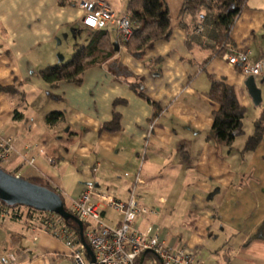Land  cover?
<instances>
[{
	"label": "crops",
	"instance_id": "crops-1",
	"mask_svg": "<svg viewBox=\"0 0 264 264\" xmlns=\"http://www.w3.org/2000/svg\"><path fill=\"white\" fill-rule=\"evenodd\" d=\"M83 1L99 0H0V85L25 93L22 100L0 92V135L16 138L3 168L49 183L69 209L89 183L122 201L135 192L155 209L137 227H159L168 246L188 247L202 264H264V153L256 157L264 138L255 151H243L264 109V74L255 76L262 93L255 106L245 85L251 75L226 57L246 52L251 62H264V0L247 1L230 33L233 49L209 61L212 50L188 47L193 20L182 14L185 0H165L170 38L141 57L120 46L80 83L53 86L39 72L67 61L93 35L81 24ZM103 1L123 14L130 0ZM219 80L246 109L244 134L231 148L212 133L219 105L207 93ZM15 110L23 119H14ZM53 111L64 119L49 125ZM114 113L119 130H102ZM28 147L33 165L22 156ZM102 208L109 225L120 223L121 213ZM26 221L0 217V264L10 254V264H72L63 241Z\"/></svg>",
	"mask_w": 264,
	"mask_h": 264
},
{
	"label": "trees",
	"instance_id": "trees-1",
	"mask_svg": "<svg viewBox=\"0 0 264 264\" xmlns=\"http://www.w3.org/2000/svg\"><path fill=\"white\" fill-rule=\"evenodd\" d=\"M247 1L248 0H185L182 14L191 16L193 20V29L187 41L188 47L191 48L193 45H197L201 48L212 50V55L207 61L215 55L223 56L232 50L233 43L230 38V33ZM128 11L131 12V22L134 26V32L130 39L123 40L115 28L108 27L95 30L90 42L78 48L69 61L65 64L47 67L41 70L39 75L53 86L62 81L78 84L82 81L83 73L86 69L113 58L118 52L116 49L117 47H124L134 56L141 57L145 50L152 47L157 41L170 38L172 34V24L169 8L165 0H130L128 3ZM201 14L204 15L203 19L200 18ZM200 24L204 27L202 32L197 31ZM237 66L242 69L241 65ZM133 87L140 94H143V90L140 86L133 84ZM0 92L17 95L22 100H25V93L13 86L4 87L0 85ZM207 95L213 102L219 105V109L214 112V123L212 127L213 137L220 145L231 148L235 140L244 134L243 125L246 109L240 105L234 87L228 85L223 80L212 81L211 88ZM115 103H124V101L118 100ZM14 119H23V114L15 110ZM62 119H64V114L60 111L50 112L46 116V121L49 125H54ZM263 122L264 109L262 110L260 119L255 123L254 132L248 137L245 143L244 152H253L261 144L264 138ZM119 128L120 115L114 113L113 119L103 125L102 130L116 131L119 130ZM26 179L43 184L57 191L64 199L62 193L49 183H44L37 178ZM2 205L10 208L13 213L19 217L22 216V213H20L22 212V208H26L28 212L25 214V218L28 220L36 219L38 221L34 213L54 216L55 218H59L64 225L76 231L79 235V225L73 218L65 220L54 213L39 211L23 205L9 206L4 203H2ZM68 210L73 213L71 209L68 208ZM73 214L75 218L79 219L75 213ZM31 221L32 220H30V222ZM42 221L45 222V220ZM83 225L85 229V222H83ZM256 237H259V233ZM138 264H141V257L138 260ZM142 264H144V262H142Z\"/></svg>",
	"mask_w": 264,
	"mask_h": 264
},
{
	"label": "built area",
	"instance_id": "built-area-1",
	"mask_svg": "<svg viewBox=\"0 0 264 264\" xmlns=\"http://www.w3.org/2000/svg\"><path fill=\"white\" fill-rule=\"evenodd\" d=\"M83 11L81 24L88 30L95 31L113 26L123 40H128L133 35L134 26L131 22V12L118 14L110 4L103 0L83 1L80 3ZM203 19L204 15L201 14ZM203 25H199L197 31L202 32ZM228 61L235 65H241L246 74L263 76L264 62H251L248 53L231 52L227 56ZM16 138L0 135V162L7 160L15 150ZM25 162L33 165L36 157L28 147L22 155ZM138 181H140L138 179ZM115 209L122 214L118 225L112 226L105 221L102 206ZM79 219L85 222L84 236L91 248L92 259L80 241L76 231L70 229L59 218L49 216L45 222L32 220L29 225L38 227L42 231H51L67 247V256L72 264H138L139 258L152 253L157 256L161 264H202L196 257L195 251L188 247H170L159 238V227L150 226L146 231L140 230L137 219L155 212L140 202L135 192H132L127 201L118 200L110 193L100 191L94 183L85 186L81 195L75 200L71 209ZM16 216L13 211L3 206L0 202V217H10L25 222V214ZM51 218V219H49ZM28 220V219H27ZM36 220V221H34ZM27 222V221H26ZM3 264L15 263L14 255L1 257ZM144 262V260H143ZM142 264V263H141Z\"/></svg>",
	"mask_w": 264,
	"mask_h": 264
},
{
	"label": "water",
	"instance_id": "water-1",
	"mask_svg": "<svg viewBox=\"0 0 264 264\" xmlns=\"http://www.w3.org/2000/svg\"><path fill=\"white\" fill-rule=\"evenodd\" d=\"M116 49L118 50L119 47ZM245 85L254 105H260L262 93L257 85L255 76H249L245 81ZM0 202L9 206L23 205L39 211L54 213L65 220L75 219L80 229V241L85 246L88 255L94 259L93 252L84 236L83 221L75 218L74 214L68 210L64 199L57 191L24 177L13 175L0 167ZM143 260L144 255L141 258V263Z\"/></svg>",
	"mask_w": 264,
	"mask_h": 264
},
{
	"label": "rangeland",
	"instance_id": "rangeland-1",
	"mask_svg": "<svg viewBox=\"0 0 264 264\" xmlns=\"http://www.w3.org/2000/svg\"><path fill=\"white\" fill-rule=\"evenodd\" d=\"M72 57H69V59H67V61H69ZM67 61H62V64H65ZM261 153H264V147H259L258 148L256 157H258V155L261 154ZM256 161H258L257 158H256ZM0 165H1L2 168L4 167V165L2 163H0ZM22 210H23L24 213L28 212V210L26 208H22ZM34 214H36V217L38 218V221L45 220L46 218L49 217L48 215H43V214H40V213H34ZM109 214L112 215V216H118L117 213H115L113 210L109 211ZM49 219H51V218H49ZM158 261H159V259L157 258V256L153 255L152 258H149V259H147V261H145V264H152V263L154 264L155 262H158ZM159 262H158V264H161Z\"/></svg>",
	"mask_w": 264,
	"mask_h": 264
}]
</instances>
